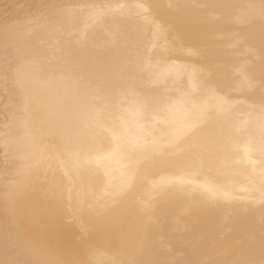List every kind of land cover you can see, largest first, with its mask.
I'll return each mask as SVG.
<instances>
[{
    "label": "bare ground",
    "instance_id": "obj_1",
    "mask_svg": "<svg viewBox=\"0 0 264 264\" xmlns=\"http://www.w3.org/2000/svg\"><path fill=\"white\" fill-rule=\"evenodd\" d=\"M25 1L0 264H264V0Z\"/></svg>",
    "mask_w": 264,
    "mask_h": 264
},
{
    "label": "rangeland",
    "instance_id": "obj_2",
    "mask_svg": "<svg viewBox=\"0 0 264 264\" xmlns=\"http://www.w3.org/2000/svg\"><path fill=\"white\" fill-rule=\"evenodd\" d=\"M1 1V0H0ZM29 1V0H28ZM25 2H27V0L25 1ZM0 4H2L1 5V7H0V9L2 10L4 7V9H5V11H7V10H9L11 7H13L14 5H8V3H7V0L6 1H4L3 2V0L0 2ZM4 4V5H3ZM3 9V10H4ZM10 12V10L8 11V13ZM8 13H6V15L8 14ZM0 15H1V13H0ZM5 16V15H4ZM1 106H3V105H1ZM1 106H0V108H1ZM2 122L5 124V120H2Z\"/></svg>",
    "mask_w": 264,
    "mask_h": 264
}]
</instances>
